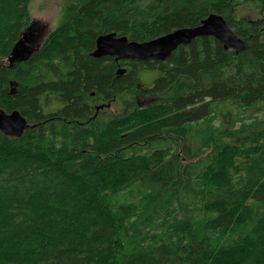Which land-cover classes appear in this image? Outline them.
<instances>
[{
  "label": "trees",
  "instance_id": "trees-1",
  "mask_svg": "<svg viewBox=\"0 0 264 264\" xmlns=\"http://www.w3.org/2000/svg\"><path fill=\"white\" fill-rule=\"evenodd\" d=\"M31 2L0 0V108L29 124L0 132V264H264V0H66L10 67ZM212 13L242 53L203 37L163 63L93 56Z\"/></svg>",
  "mask_w": 264,
  "mask_h": 264
},
{
  "label": "water",
  "instance_id": "water-1",
  "mask_svg": "<svg viewBox=\"0 0 264 264\" xmlns=\"http://www.w3.org/2000/svg\"><path fill=\"white\" fill-rule=\"evenodd\" d=\"M42 31L34 23L24 32L13 47L8 59L10 67L27 62L41 47ZM211 37L219 41L226 50L237 54L245 50L244 42L230 29L226 20L212 13L195 28L179 29L152 41L138 43L117 34L100 36L96 42L95 58L113 57L116 61L166 62L180 46H188L197 38ZM124 69L118 71L122 75ZM15 84L12 83V86ZM13 92V91H12ZM29 128L27 120L18 112L6 113L0 108V132L9 137H21Z\"/></svg>",
  "mask_w": 264,
  "mask_h": 264
},
{
  "label": "rangeland",
  "instance_id": "rangeland-1",
  "mask_svg": "<svg viewBox=\"0 0 264 264\" xmlns=\"http://www.w3.org/2000/svg\"><path fill=\"white\" fill-rule=\"evenodd\" d=\"M65 1L66 0H32L29 6L30 14L33 19V23L38 29L42 31V36H44L43 42L49 33H51L57 27ZM238 16H242L250 20H254L258 17L252 9L240 10L238 12ZM159 75L160 72L157 69L139 71V85L142 87H151L154 83V80ZM141 101L144 102L145 100L141 99ZM112 108L113 110L116 109L114 107ZM219 123L220 119L215 121L216 125H219Z\"/></svg>",
  "mask_w": 264,
  "mask_h": 264
}]
</instances>
